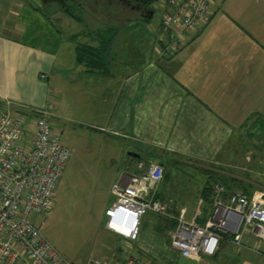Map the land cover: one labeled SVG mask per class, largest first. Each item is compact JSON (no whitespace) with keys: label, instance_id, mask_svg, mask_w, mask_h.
Instances as JSON below:
<instances>
[{"label":"crops","instance_id":"obj_1","mask_svg":"<svg viewBox=\"0 0 264 264\" xmlns=\"http://www.w3.org/2000/svg\"><path fill=\"white\" fill-rule=\"evenodd\" d=\"M37 1L0 0V101L17 110L45 109L59 92H52L50 82L63 75L67 60H75L63 53L71 41L64 30L77 28L78 45L95 49H102L98 33H110L105 46L108 67L93 70L76 62L82 79L76 88L67 92L66 86L59 94L78 100L81 125L93 129L94 138L128 157L113 167V184L136 174L140 161L163 163L167 182L169 164H181L180 160L226 174L242 169L232 162L239 148L235 139H245L251 128L254 134L264 132V0H214L209 21L173 58L161 57L158 30L140 11L142 20H135L133 10L117 9L130 17L118 20L121 31L111 24L112 15L94 26L62 12L50 16ZM132 36H142L143 41L147 37L145 52L128 42ZM83 134L92 139L89 131ZM165 186L163 182L157 188L159 198L172 205L198 203L193 222L206 223L213 195L206 199L198 186L197 191L178 194ZM173 207L175 216L182 211L185 218L189 215L188 206L180 211ZM106 232L112 231L106 226ZM116 236L113 251L104 259L110 263L121 260V246L129 245ZM136 246L145 257L147 252L156 255L153 264H264V243L251 236L240 246L225 240L214 256L194 258Z\"/></svg>","mask_w":264,"mask_h":264},{"label":"built area","instance_id":"obj_2","mask_svg":"<svg viewBox=\"0 0 264 264\" xmlns=\"http://www.w3.org/2000/svg\"><path fill=\"white\" fill-rule=\"evenodd\" d=\"M164 16L158 31L161 57L173 58L186 40L209 21L214 0H158ZM47 79L46 74L41 75ZM52 99V96H51ZM0 110V264H77L64 258L31 221L32 214L49 215L55 192L64 176L72 151L61 143L51 117L55 105L45 109ZM27 115L28 118L23 117ZM138 172L112 186L114 203L106 211L107 229L137 242L142 220L150 214L177 221L171 244L181 256H214L222 242L242 245L245 236L264 243V196L229 192L213 187L214 203L204 225L185 220V211L172 217L169 204L156 195L164 182L165 168L157 162L140 161ZM122 259L90 264H141L126 248Z\"/></svg>","mask_w":264,"mask_h":264},{"label":"rangeland","instance_id":"obj_3","mask_svg":"<svg viewBox=\"0 0 264 264\" xmlns=\"http://www.w3.org/2000/svg\"><path fill=\"white\" fill-rule=\"evenodd\" d=\"M37 3L50 16L62 12L65 17L75 22L76 18L80 16L84 17L87 24L91 23L94 26H99L96 21L107 20L112 15L114 18L111 19V24L119 26L121 31L122 28L118 20L130 19V17L124 15L126 13H116L117 9L132 11L131 7L122 4L110 5L108 2L98 0H38ZM153 12L154 15L150 22L156 30L160 31L164 16L163 9L155 5ZM134 13L133 19L142 20L139 12L135 11ZM64 32L68 35L71 34V41L65 43L63 53L74 55L75 60H67L63 66L65 70L63 75L59 74L52 79L50 82L52 92L66 90V86H69L68 92L71 87L76 88L74 86L76 81L82 79L75 70L76 62L78 63L77 51L80 47L77 42V28L66 29ZM145 39L143 41L142 36H132L129 37L128 42L133 43L137 50L145 52L149 42L147 37ZM57 65L59 66V62ZM59 92L53 94L50 99V103L53 102L55 105L51 123L58 133L61 143L72 151V156L55 192L51 214L44 216L32 214L31 221L64 258L77 264H85L89 260L107 258L114 249L113 239L117 236L113 232H106V211L114 203L112 196V177L114 175L112 173L114 172L112 171H114L115 164H118L117 160L121 164L122 160L126 161L128 157L125 153L123 158L119 152L117 155V150L109 142L94 138V130L81 125V116L77 110L78 100L73 95L69 98H67L68 95H66L67 97L64 95V98H61L62 95ZM0 110H4L3 105H0ZM23 117L28 118L27 115H23ZM83 130L92 133V139H89V134L84 136ZM251 131H253L252 128ZM251 131L247 132L245 139H235L234 141L239 148L232 162L238 169L242 168L234 170L236 174L234 172L226 174L211 171L200 163L194 168L183 160H178L181 164H169L172 167L168 166L171 178L168 182L164 181L165 187L176 194L186 191L192 193L194 189L197 191V186L202 191L206 186L214 185L216 178L220 180L234 178L237 180L236 191L252 196H264V132L254 134ZM231 169L234 168L229 170ZM168 204L172 217H177L172 213L173 206L179 211L183 206H188L190 208L189 215L185 220L193 222V215L198 203L197 205ZM176 222L170 217L158 218V215L155 214L145 217L142 220L139 240L121 246L120 256L123 255L126 248H129L141 264H153L156 255L147 252V257H145V254L138 250L137 243L149 247L148 250L160 247L159 249H164L167 253L171 251L173 255V251H177L170 244V234L177 226ZM156 235L161 240L157 239ZM118 237L123 243L126 242L124 238Z\"/></svg>","mask_w":264,"mask_h":264},{"label":"trees","instance_id":"obj_4","mask_svg":"<svg viewBox=\"0 0 264 264\" xmlns=\"http://www.w3.org/2000/svg\"><path fill=\"white\" fill-rule=\"evenodd\" d=\"M97 1V0H96ZM100 2H108L110 3V5H120L122 4L120 1H116V0H98ZM127 1L131 4H134L136 6H140L142 9H147L150 11H154V7L156 5V3L158 2V0H124ZM123 5V4H122ZM136 10H134L135 12ZM137 12V11H136ZM143 19L144 20H149V17L147 16L146 12L145 14H143ZM85 21L84 17H77L76 18V22H83ZM110 36H112L110 33H105L104 32H99L98 33V37L101 38V43H102V49H95L93 47L90 46H80L78 51H77V59H78V63L79 64H84L87 68L89 69H103V68H107V63H106V58H105V51H106V43L109 42L110 40ZM108 41V42H107ZM0 105L4 106V103L2 101H0ZM166 179V176H165ZM215 184L213 185H208L204 188L203 190V196L206 199H209L212 197L213 195V187L216 185H223L226 187V189L229 192H235L236 191V186L235 183L237 182V180H235L234 178H222V180L217 179L214 181ZM248 194V193H247ZM249 195V194H248ZM252 196V195H249ZM177 225V222H176ZM201 225H204L201 223ZM177 226H175L174 230L176 229Z\"/></svg>","mask_w":264,"mask_h":264},{"label":"water","instance_id":"obj_5","mask_svg":"<svg viewBox=\"0 0 264 264\" xmlns=\"http://www.w3.org/2000/svg\"><path fill=\"white\" fill-rule=\"evenodd\" d=\"M116 1H120L124 6L131 7L132 10L140 11L143 14H145V12H146V14H147V16L149 18H152L153 15H154V12L153 11H150V10H147V9H142L140 6H136V5L131 4V3L127 2V1H124V0H116ZM130 154L132 156L136 157V158H140V155H138V154H135V153H130ZM160 165L161 166H164L163 163H160Z\"/></svg>","mask_w":264,"mask_h":264}]
</instances>
